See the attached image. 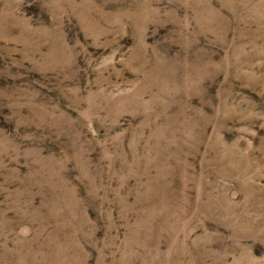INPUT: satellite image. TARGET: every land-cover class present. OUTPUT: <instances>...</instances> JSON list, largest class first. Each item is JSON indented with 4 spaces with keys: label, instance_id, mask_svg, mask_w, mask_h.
Returning <instances> with one entry per match:
<instances>
[{
    "label": "rangeland",
    "instance_id": "obj_1",
    "mask_svg": "<svg viewBox=\"0 0 264 264\" xmlns=\"http://www.w3.org/2000/svg\"><path fill=\"white\" fill-rule=\"evenodd\" d=\"M0 264H264V0H0Z\"/></svg>",
    "mask_w": 264,
    "mask_h": 264
}]
</instances>
